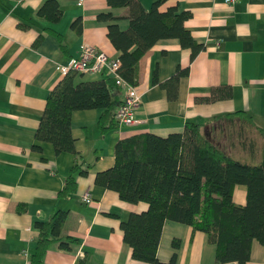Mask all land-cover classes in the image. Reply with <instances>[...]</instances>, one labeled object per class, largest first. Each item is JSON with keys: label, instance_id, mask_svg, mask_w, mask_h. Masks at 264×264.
<instances>
[{"label": "crops", "instance_id": "obj_1", "mask_svg": "<svg viewBox=\"0 0 264 264\" xmlns=\"http://www.w3.org/2000/svg\"><path fill=\"white\" fill-rule=\"evenodd\" d=\"M63 9L57 22L37 15L44 0H0V264H28L38 235L35 221L46 220L56 210H66L62 235L77 242L69 249L53 243L43 264H150L136 260L124 243L121 220L131 212H142L145 202L129 203L110 189L94 183L95 173L114 163L118 140L140 133L166 136L182 132L187 121H209L204 134L236 158L252 156L257 163L264 153V0H239L232 8L223 0H166L160 11L176 7L190 17L184 26L204 48L190 60V49L176 38L160 39L138 62L137 89L141 106L137 121L102 134L97 126L101 110L73 111L71 130L75 148L88 167L86 175L76 176V188L67 197L58 196L69 173L74 155L56 154L52 144L42 142L41 152L33 151L34 134L48 93L64 75L56 64L77 57L83 44L93 46L112 58L119 52L107 37L108 22L97 14L114 16L128 13L126 7H110L107 0H56ZM155 0H140L148 10ZM80 18L78 33L72 23ZM126 29L128 20L117 21ZM25 25L26 27H23ZM41 41L34 46L35 40ZM63 45V47H62ZM188 67L181 77L177 98L169 100L165 89L152 81L167 80L177 67ZM102 73H76L74 83L101 79ZM230 86L231 96L216 101H197L210 95L211 88ZM124 89L116 92L123 99ZM245 112L249 123L212 122L217 115ZM244 116V115H242ZM243 126L237 137L234 128ZM231 127V128H230ZM238 132V131H237ZM85 192L90 199L84 201ZM233 200L246 202V187L236 185ZM25 208L18 211V206ZM178 239L177 248L172 241ZM175 252V264H213L215 246L204 232L177 221H164L157 257L167 262ZM245 264H264V245L252 242Z\"/></svg>", "mask_w": 264, "mask_h": 264}, {"label": "trees", "instance_id": "obj_2", "mask_svg": "<svg viewBox=\"0 0 264 264\" xmlns=\"http://www.w3.org/2000/svg\"><path fill=\"white\" fill-rule=\"evenodd\" d=\"M165 1L155 0L146 10L140 0H107L110 7H126L128 13L114 16L100 12L96 16L99 21L108 22L107 37L119 52L118 73L132 85H137L140 58L156 41L178 39L182 47L190 49V60L204 48L184 26L191 13L178 11L176 7L160 11L159 6ZM62 13L56 0H44L37 10L38 16L53 23L60 20ZM122 18L128 20L126 29H121L117 23ZM72 27L80 32V18ZM40 41L41 36L33 45ZM188 71V67L178 66L163 82H158L154 72L152 81L165 89L169 100H175L180 78L188 75ZM75 75L76 72L64 75L48 93L34 134L35 142L31 145L33 151L41 152V143L48 142L56 154L70 152L74 155V163L58 192L60 197L75 191L76 176L86 175L89 167L83 166L84 161L75 148L71 130L73 111L101 110L97 126L102 134L119 127L114 112L122 100L116 95L119 85L115 77L103 72L99 80L76 84ZM230 96V86H218L211 88L209 96L196 100L209 102ZM223 119L249 120L252 125L251 117L245 112L217 115L211 120ZM208 122L187 121L182 132L166 136L147 132L120 139L114 147L113 165L95 173L96 185L115 191L123 201H142L148 205L145 211L131 212L120 222L123 241L131 248L134 259L150 264H175V252L167 262L157 257L166 219L204 232L208 242L215 246V263L245 264L250 259L252 242L256 240L264 245V153L257 163L234 158L204 134L203 127ZM256 127L264 134V129ZM242 128L240 125L234 130L239 133ZM236 185L246 187L244 204L233 200ZM24 208L19 205L18 211ZM66 215V210H56L46 220L34 222L38 235L28 255V264H43L53 243L69 249L70 243L77 242L76 238L61 234ZM178 245V239H174L172 246L177 248Z\"/></svg>", "mask_w": 264, "mask_h": 264}, {"label": "built area", "instance_id": "obj_3", "mask_svg": "<svg viewBox=\"0 0 264 264\" xmlns=\"http://www.w3.org/2000/svg\"><path fill=\"white\" fill-rule=\"evenodd\" d=\"M239 0H223L224 5L232 8ZM121 63L118 58H112L105 52L83 44L77 57H71L65 64H56L60 74L66 75L69 72L76 73H103L107 72L114 76L119 86L124 89V96L121 103L114 112L119 127L132 126L136 121V112L141 106V93L137 85L126 82L118 73ZM84 201L90 199V194L85 192L82 196ZM213 264H237L235 262L213 263Z\"/></svg>", "mask_w": 264, "mask_h": 264}, {"label": "rangeland", "instance_id": "obj_4", "mask_svg": "<svg viewBox=\"0 0 264 264\" xmlns=\"http://www.w3.org/2000/svg\"><path fill=\"white\" fill-rule=\"evenodd\" d=\"M231 128V127H230ZM238 136V133H237V130L234 131L233 133V137H237ZM236 156L237 159H239L240 161H245L247 163H252V156L250 155H243V156H240L239 154L237 153H234Z\"/></svg>", "mask_w": 264, "mask_h": 264}]
</instances>
